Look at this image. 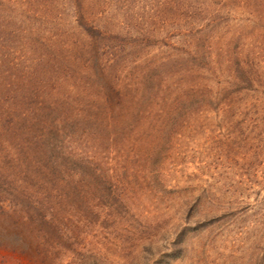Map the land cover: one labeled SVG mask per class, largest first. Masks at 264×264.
<instances>
[{
    "label": "rangeland",
    "instance_id": "rangeland-1",
    "mask_svg": "<svg viewBox=\"0 0 264 264\" xmlns=\"http://www.w3.org/2000/svg\"><path fill=\"white\" fill-rule=\"evenodd\" d=\"M168 1L184 0H0V24L11 22L16 37L30 36L48 47L46 39L60 35L95 42L103 61L117 57L120 68L131 70L165 57L171 51L164 43L179 45L184 29L179 16L164 9ZM192 1L206 11L225 4L235 9L228 0ZM253 8L263 11L264 0ZM83 12L92 25H86ZM234 14L233 37L244 36V52L257 56L264 69V44L257 49L246 38L254 33V24ZM258 26L264 32V23ZM148 27L155 29L154 35L132 49L137 42L131 39ZM92 29L91 38L87 31ZM118 36L128 42L126 47L117 49ZM114 68L108 83L115 81L119 66ZM218 78L225 85L226 75ZM189 116L186 125L153 135L143 153L147 160L131 164L126 156L118 164L110 152L97 155V181L107 188L106 181L120 184L125 191L62 200V223L54 231L41 223L40 212L6 219L0 213V264H264V148L232 143L241 137L235 126L251 120L211 113ZM122 166L129 171L110 181L106 173L115 167L118 173Z\"/></svg>",
    "mask_w": 264,
    "mask_h": 264
},
{
    "label": "trees",
    "instance_id": "trees-1",
    "mask_svg": "<svg viewBox=\"0 0 264 264\" xmlns=\"http://www.w3.org/2000/svg\"><path fill=\"white\" fill-rule=\"evenodd\" d=\"M184 1L164 5L180 18L184 30L178 34L179 45L164 43L171 51L165 57L131 70L120 68L117 57L103 61L95 42L60 35L46 39L48 47L30 36L16 37L11 22L0 24L1 216L40 212L41 223L54 231L62 223V200L125 191L120 184L106 181L107 188L97 181V155L110 152L118 164L128 157L131 164L147 160L144 149L153 135L186 125L190 114L249 119V124L235 126L241 137L228 136L229 142L264 148V69L257 56L244 52L247 42L244 36L234 38L230 23L233 13V18L244 15L255 26L246 36L249 45L261 48L264 32L258 25L264 23V8H253L258 0H228L235 2L234 10L225 4L206 11ZM80 16L91 24L84 12ZM168 25L161 29L167 31ZM150 29L131 39L138 43H131L132 49L154 35ZM88 31L92 38L94 30ZM118 38L117 49L128 45ZM115 64V81L108 83ZM223 74L225 85L218 78ZM122 168L118 173L112 168L107 178L111 181L116 174L122 179L128 170Z\"/></svg>",
    "mask_w": 264,
    "mask_h": 264
}]
</instances>
